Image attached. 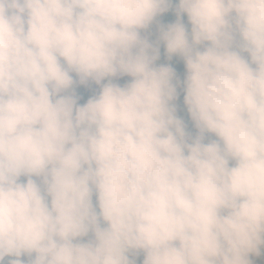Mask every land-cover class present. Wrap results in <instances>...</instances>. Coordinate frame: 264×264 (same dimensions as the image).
Masks as SVG:
<instances>
[{
    "label": "clouds",
    "instance_id": "1",
    "mask_svg": "<svg viewBox=\"0 0 264 264\" xmlns=\"http://www.w3.org/2000/svg\"><path fill=\"white\" fill-rule=\"evenodd\" d=\"M262 247L264 0H0V264H253Z\"/></svg>",
    "mask_w": 264,
    "mask_h": 264
},
{
    "label": "rangeland",
    "instance_id": "2",
    "mask_svg": "<svg viewBox=\"0 0 264 264\" xmlns=\"http://www.w3.org/2000/svg\"><path fill=\"white\" fill-rule=\"evenodd\" d=\"M176 2L178 3V0H176ZM177 17L175 15V11L170 10L167 13H164L163 15H161L160 17L157 18V22H154L153 25L150 26L149 29L147 30H142V36L146 37L149 39L150 42L155 43L158 36H159V24H164L165 26L169 23H174L176 21ZM163 43H161L160 45V50H161V57L160 59L156 62L157 66L164 64V65H171L177 73V78L179 79L181 77V75L184 76L183 72L186 70L185 67V63L182 59V57L178 56V55H174L172 57L171 60L167 59L166 56V51H165V46H163ZM247 55V54H245ZM75 78V77H74ZM131 80V77L128 76H123V77H117L113 79L114 83H119L121 86H123L125 83L129 82ZM104 83H107V80L104 81ZM101 90L100 85L95 84L94 82H89L88 85H77L76 87V91H77V95L80 96L81 98L79 99L78 103L83 104L86 103L87 99L91 98V96L96 95L99 93V91ZM178 99L176 101H174L176 107H177V113L179 114L178 117H182L183 114L185 113V105H184V92H183V88H182V84L181 86H178ZM187 131H189L190 133H192V135L194 136L197 132V130L194 127L193 122L187 126ZM214 138V137H213ZM207 142V140H206ZM25 179V178H22ZM94 202H95V197H94ZM132 258V257H130ZM9 259H13L10 257H6L5 258V262L4 264H7V261ZM22 260H24L25 262H27L28 257L22 256L21 257ZM137 264H142L143 262V253H141L138 257H135ZM258 264V263H256ZM263 264H264V259H263Z\"/></svg>",
    "mask_w": 264,
    "mask_h": 264
},
{
    "label": "trees",
    "instance_id": "3",
    "mask_svg": "<svg viewBox=\"0 0 264 264\" xmlns=\"http://www.w3.org/2000/svg\"><path fill=\"white\" fill-rule=\"evenodd\" d=\"M183 22L185 23V25L188 27V29H189V32H190V30H191V25L189 24V22H188V18H187V15L185 14L184 15V17H183ZM158 39V38H157ZM164 45H162V47H163ZM164 48V47H163ZM183 74H184V76L183 75H181V77L179 78V80L181 81V84H182V82H183V80H184V78H185V75H186V70L183 72ZM177 116H179V114L177 113ZM180 118H182L184 121H185V123H186V126H188V125H190L191 123H192V121H191V117H190V114L187 112V108H186V106H185V113L183 114V116L182 117H180ZM187 130V129H186ZM262 253H264V251H263V247H262ZM250 259L253 261V264H256V263H258V264H263V259H264V254H262L261 256H256V255H252V256H250Z\"/></svg>",
    "mask_w": 264,
    "mask_h": 264
},
{
    "label": "built area",
    "instance_id": "4",
    "mask_svg": "<svg viewBox=\"0 0 264 264\" xmlns=\"http://www.w3.org/2000/svg\"><path fill=\"white\" fill-rule=\"evenodd\" d=\"M263 249H264V247H263Z\"/></svg>",
    "mask_w": 264,
    "mask_h": 264
}]
</instances>
